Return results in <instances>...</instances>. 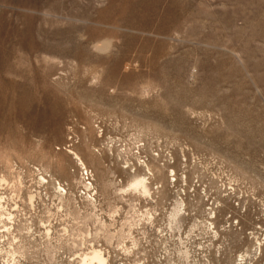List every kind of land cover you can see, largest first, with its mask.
<instances>
[{"label": "rangeland", "instance_id": "374dc122", "mask_svg": "<svg viewBox=\"0 0 264 264\" xmlns=\"http://www.w3.org/2000/svg\"><path fill=\"white\" fill-rule=\"evenodd\" d=\"M94 250L264 264V0H0V264Z\"/></svg>", "mask_w": 264, "mask_h": 264}, {"label": "bare ground", "instance_id": "6f19581e", "mask_svg": "<svg viewBox=\"0 0 264 264\" xmlns=\"http://www.w3.org/2000/svg\"><path fill=\"white\" fill-rule=\"evenodd\" d=\"M135 188L141 187L143 189L146 188L145 182L143 179H137L133 182V185ZM243 259V257H242ZM90 260H94L97 262V264H105V258L102 255V253L99 250H94L92 252V255L90 257Z\"/></svg>", "mask_w": 264, "mask_h": 264}]
</instances>
